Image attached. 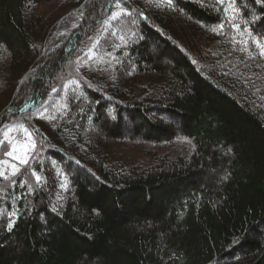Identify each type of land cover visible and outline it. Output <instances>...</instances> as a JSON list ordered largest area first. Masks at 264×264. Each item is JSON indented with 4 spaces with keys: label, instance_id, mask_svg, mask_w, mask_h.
<instances>
[{
    "label": "trees",
    "instance_id": "16d2710c",
    "mask_svg": "<svg viewBox=\"0 0 264 264\" xmlns=\"http://www.w3.org/2000/svg\"><path fill=\"white\" fill-rule=\"evenodd\" d=\"M0 264H264V0H0Z\"/></svg>",
    "mask_w": 264,
    "mask_h": 264
},
{
    "label": "snow or ice",
    "instance_id": "6c2138e0",
    "mask_svg": "<svg viewBox=\"0 0 264 264\" xmlns=\"http://www.w3.org/2000/svg\"><path fill=\"white\" fill-rule=\"evenodd\" d=\"M115 18H117V17H116V15L114 14L113 19H115ZM9 155H11V153H9ZM22 162H24V161H22ZM37 181H39V177H37Z\"/></svg>",
    "mask_w": 264,
    "mask_h": 264
}]
</instances>
